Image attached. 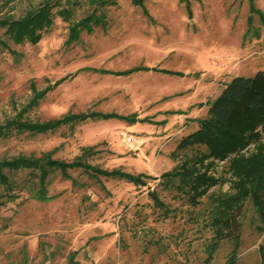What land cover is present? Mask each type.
<instances>
[{
	"label": "rangeland",
	"instance_id": "374dc122",
	"mask_svg": "<svg viewBox=\"0 0 264 264\" xmlns=\"http://www.w3.org/2000/svg\"><path fill=\"white\" fill-rule=\"evenodd\" d=\"M38 1L0 0V14H20ZM48 2L52 17L34 39L14 38L0 22V121L29 97L30 82L41 86L56 76L22 116L116 112L43 129L10 125L0 131V155L51 147L69 158L91 143L82 155L89 161L150 174L134 180L81 164L66 172L55 166L46 174L48 194L40 197L29 165L7 168L12 185L0 180V264H63L69 254L74 264H205L213 231L209 197L233 188L227 162L234 149L199 159L202 143L178 145L183 132L170 130L233 72L264 65V0ZM92 7L97 21L67 38L70 22ZM121 128L144 138L123 140ZM181 160L211 174L204 189L194 190L179 174L164 179L160 171ZM240 219L233 264H258L264 220L250 196ZM231 241L221 236L207 264H224Z\"/></svg>",
	"mask_w": 264,
	"mask_h": 264
},
{
	"label": "trees",
	"instance_id": "16d2710c",
	"mask_svg": "<svg viewBox=\"0 0 264 264\" xmlns=\"http://www.w3.org/2000/svg\"><path fill=\"white\" fill-rule=\"evenodd\" d=\"M103 2L105 0H93ZM66 10V7H62ZM96 14V15H95ZM263 16V15H262ZM52 17L48 0H39L37 4L26 6L17 15L9 13L0 14V22H5V28L14 37L27 36L32 39L39 34L42 24ZM98 14L92 7L80 17L72 20L69 24L67 38L75 36L80 26L91 27L92 21H97ZM125 69V68H117ZM59 76L47 81L41 86L30 82L32 91L29 97L20 104L13 115H9L0 121V131H4L10 125L17 127H28L30 129H43L77 117H83L88 113H111L113 109H91L82 108L77 110H67L58 115L43 118H31L22 116V110L35 103L52 82ZM264 65L256 67L251 72H233L221 84L219 90L207 98V108L204 114L197 116V124L183 132L178 141V145L195 143L199 146L196 157L202 159L205 156H222L229 150L234 149L228 156V166L232 172V189L213 191L208 201L210 215L208 221L212 225L213 231L206 243L207 252L204 256V263H208V258L221 236L231 238V252L227 256L224 264H233L235 247L240 236L239 228L241 224L240 215L242 212L243 200L250 196L255 204L259 217L264 220ZM249 140H253V145L248 149L243 146ZM91 143L82 144L81 150L69 158L52 154L51 147H47L38 153L18 151L11 154L0 155V180L5 186H11L12 181L7 172L8 169L16 168L20 165H29L33 173L37 174V183L33 193L43 197L48 194L46 187V174L51 167L59 166L63 172L69 164H81L83 167L92 168L94 171L113 172L123 174L134 180H144V174L150 172L138 169L131 170L121 166H102L93 163L83 157ZM6 167V168H5ZM192 161L181 160L171 167L160 171L165 178L179 174L180 178H186L194 190L200 191L208 184L210 173L204 169L195 168ZM12 193L11 190H8ZM258 264H264V239L258 242ZM77 258L69 254L63 264H74Z\"/></svg>",
	"mask_w": 264,
	"mask_h": 264
},
{
	"label": "crops",
	"instance_id": "0c3cea01",
	"mask_svg": "<svg viewBox=\"0 0 264 264\" xmlns=\"http://www.w3.org/2000/svg\"><path fill=\"white\" fill-rule=\"evenodd\" d=\"M221 84H217L215 87V91H212L210 93V96L215 94L219 88H220ZM195 104H192L191 106H194ZM198 106L202 107V109H206L207 107V102L206 101H202L201 103H197L196 106L194 107V109L192 110H187L186 113H184L186 116H184V114H180L181 116V120L177 123V125L174 127V129H171L170 132H185L186 130L194 127L197 124V119L195 118L196 115L198 114H202L201 112L198 111ZM201 110V109H200ZM181 129V130H180ZM167 131V130H166ZM169 132V131H167Z\"/></svg>",
	"mask_w": 264,
	"mask_h": 264
},
{
	"label": "built area",
	"instance_id": "2783aa9c",
	"mask_svg": "<svg viewBox=\"0 0 264 264\" xmlns=\"http://www.w3.org/2000/svg\"><path fill=\"white\" fill-rule=\"evenodd\" d=\"M119 135L123 140L131 141L133 144H138L144 138L141 132L129 130L127 128H121Z\"/></svg>",
	"mask_w": 264,
	"mask_h": 264
}]
</instances>
